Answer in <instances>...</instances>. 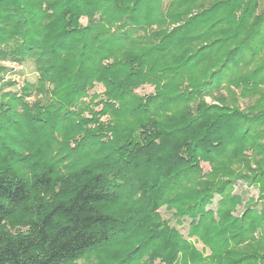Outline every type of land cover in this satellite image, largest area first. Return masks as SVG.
I'll use <instances>...</instances> for the list:
<instances>
[{"label": "trees", "instance_id": "1", "mask_svg": "<svg viewBox=\"0 0 264 264\" xmlns=\"http://www.w3.org/2000/svg\"><path fill=\"white\" fill-rule=\"evenodd\" d=\"M0 264H264L258 0H0Z\"/></svg>", "mask_w": 264, "mask_h": 264}, {"label": "rangeland", "instance_id": "2", "mask_svg": "<svg viewBox=\"0 0 264 264\" xmlns=\"http://www.w3.org/2000/svg\"><path fill=\"white\" fill-rule=\"evenodd\" d=\"M81 21L82 23H84L85 19H82ZM36 77L37 75H36V72L34 71V65L30 62H26L22 64V66L19 68L18 67L12 68V70L8 71L5 75V78H8V79L10 78L15 81V84L9 88L11 90L18 89L23 84V82H35ZM97 90L98 91L102 90V87L99 84H97L91 92L97 91ZM136 91L139 93H148L151 91V87L148 85H143L139 87ZM31 99L32 97L29 98V100ZM202 165L204 169H207L206 164H202ZM234 191L237 193H242L244 198L251 196V195H256V189H254L251 186H247L243 181L236 182L234 186ZM159 211L162 217L169 218L170 223L175 225L185 237L187 236L188 220H184L181 224H177L176 219L172 218L171 213L168 212L164 207L160 208ZM196 245L198 248L201 247L200 243H196ZM109 255L110 253L106 251L105 257H108ZM103 257H104V253H103Z\"/></svg>", "mask_w": 264, "mask_h": 264}, {"label": "crops", "instance_id": "3", "mask_svg": "<svg viewBox=\"0 0 264 264\" xmlns=\"http://www.w3.org/2000/svg\"><path fill=\"white\" fill-rule=\"evenodd\" d=\"M264 8V0H258V10H262Z\"/></svg>", "mask_w": 264, "mask_h": 264}]
</instances>
